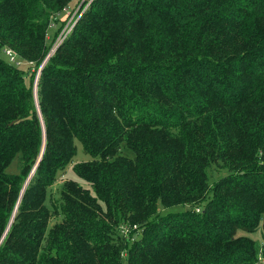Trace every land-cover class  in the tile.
I'll return each instance as SVG.
<instances>
[{"label": "trees", "instance_id": "obj_1", "mask_svg": "<svg viewBox=\"0 0 264 264\" xmlns=\"http://www.w3.org/2000/svg\"><path fill=\"white\" fill-rule=\"evenodd\" d=\"M80 1L0 0V264H262L264 0Z\"/></svg>", "mask_w": 264, "mask_h": 264}, {"label": "rangeland", "instance_id": "obj_2", "mask_svg": "<svg viewBox=\"0 0 264 264\" xmlns=\"http://www.w3.org/2000/svg\"><path fill=\"white\" fill-rule=\"evenodd\" d=\"M88 6V0H81L77 6H75L73 9H68V11L64 12L58 17V23H53L49 29L48 32V41L51 43V48L53 45L59 41L60 39H64V37L67 36L68 32H70L71 28L73 27L74 23L77 21L78 17L80 14L85 10V8ZM61 24V29L60 31L57 32L56 36H53L54 32L56 31L57 27ZM21 67H24L21 65ZM77 156L74 159V162L66 169V171L58 177V179L55 181V183L50 187V200H55L56 197L58 196V189L60 185L65 181L70 178L75 179V176H73L71 172V168L73 165L80 161H85L89 160V157L83 156L81 153V147L79 144H77ZM9 172L12 173H18V163L15 160L12 165L9 168ZM224 171H222L220 168L217 166H212L209 172V178L211 181L215 180L218 178L219 175H222ZM85 184H83L84 186ZM166 212H181L184 210V207L182 206H177V207H171V208H163ZM52 222V221H51ZM238 235H242V233H238ZM250 238H252L255 241H260V233H253L249 235ZM261 263L264 264V261L261 260ZM121 264H127L126 257L124 256L122 258V263Z\"/></svg>", "mask_w": 264, "mask_h": 264}, {"label": "built area", "instance_id": "obj_3", "mask_svg": "<svg viewBox=\"0 0 264 264\" xmlns=\"http://www.w3.org/2000/svg\"><path fill=\"white\" fill-rule=\"evenodd\" d=\"M64 39H65V37H64ZM64 39H60L59 41H57L53 45V47L50 49L49 54H48L47 57H50L53 54V52L55 51V49L63 42ZM6 54L9 55V56L11 55L10 51H8V50L6 51ZM11 60H13V57H11ZM122 232L124 233L125 231L123 230Z\"/></svg>", "mask_w": 264, "mask_h": 264}]
</instances>
